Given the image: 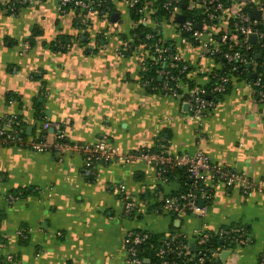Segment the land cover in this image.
I'll return each instance as SVG.
<instances>
[{"label":"crops","instance_id":"obj_1","mask_svg":"<svg viewBox=\"0 0 264 264\" xmlns=\"http://www.w3.org/2000/svg\"><path fill=\"white\" fill-rule=\"evenodd\" d=\"M109 2L110 14L94 11L86 25L83 13L60 11L58 0H35L13 14L0 8V116L20 119L30 138L38 136L43 114L60 123L72 142L104 139L124 153L160 142L169 154L203 151L254 182L264 181V101L236 78L200 122L189 118L183 95L144 85L147 53L136 46L118 53L134 41L133 20L123 0ZM60 39L70 43L67 50L55 48ZM175 40L193 65L191 77L207 85L218 59L198 58V47ZM185 186L181 167L163 182L156 166L140 158L86 170L77 152L59 158L1 145L0 264H132L123 243L128 230L178 229L189 236L194 229L217 232L239 224L246 227L248 242L227 246L214 258L218 264H264V191L244 195L238 185H218L203 216L163 211V199ZM20 189L30 192L15 196ZM19 228L27 230L26 239L16 234ZM222 251L228 253L217 260Z\"/></svg>","mask_w":264,"mask_h":264},{"label":"built area","instance_id":"obj_2","mask_svg":"<svg viewBox=\"0 0 264 264\" xmlns=\"http://www.w3.org/2000/svg\"><path fill=\"white\" fill-rule=\"evenodd\" d=\"M32 1L35 0H4L0 2V8L13 14ZM123 1L128 8L134 7L139 2V0ZM104 2L105 0H58V9L64 11L69 7L80 11L83 13L81 23L86 25L88 15L98 11ZM153 4L149 0H141V7L136 9V13H139L138 19L133 20V28L143 25L152 31H147L141 41L137 40L133 33L134 41L127 44L124 49H119L118 53L123 55L127 51H133L136 46L138 52L147 53V57L142 60L145 69L152 65H162L156 70L161 83L151 85L150 80L144 79V85L158 88L165 95H183L188 105L189 118L200 122L215 106L218 98L225 93L226 85L231 79L240 77L243 71L247 72L249 66L252 69L256 67L254 56L260 53L255 47L264 48V0H162L160 7L164 11V17L160 20L152 17L155 13ZM182 5L184 8L181 7ZM252 12H257L258 16H252ZM181 15L184 16L183 21L178 20ZM196 25L199 27L197 28ZM157 26L161 27V33L154 32ZM165 28L171 31V37L167 38L163 35ZM155 34L157 36L153 40ZM252 34L257 37L256 42L249 41V35ZM175 39L182 45L198 47V58L211 56L218 59L217 67L209 73L208 91L205 86L197 84L191 77V72H194L193 65L177 50ZM27 47L28 42H25L24 48ZM61 47L63 46L60 45ZM65 48L68 49L69 45ZM163 66H166V69ZM185 79L193 81L194 84H187L188 81L185 82ZM242 79L251 86L252 90L256 88L260 99L264 98V84L260 76L254 81L245 77ZM18 127L19 121L16 117L0 116V146L9 144L27 147L42 153H54L59 158L66 153L77 152L82 156L86 170L92 169L98 163L111 161L130 163L140 158L156 166L157 174L163 182L168 181L167 173L170 169L183 168L189 182L188 188L163 199L161 209L168 213L184 212L203 216L212 191L218 185L228 188L238 185L244 195L256 190L264 191L263 180L254 182L245 173L212 161L203 151L169 154L166 151L151 152L141 148L124 153L118 146L104 139L94 143L72 142L66 138L60 123H51L46 119L41 120L36 138L22 137ZM49 128L53 129L51 139L48 138ZM11 198L13 199L14 196ZM131 208V201H125L124 214L129 215ZM216 233L233 245H243L248 242V235L242 225L222 228ZM16 234L23 239L27 238V230L24 228H19ZM150 236V232L147 231H126L123 243L128 262L146 264L143 257L138 255L137 249ZM209 237L210 232L206 229H194L189 236L180 231L168 232L154 250V259H148V264H186L190 260L188 257L190 254L195 258L193 264H202L208 259V250L203 251L199 246ZM190 243L194 244V250H191ZM220 252L221 250L212 251L209 256L215 257ZM176 256H181L180 263L176 260ZM6 259L12 261L13 257L8 255Z\"/></svg>","mask_w":264,"mask_h":264},{"label":"trees","instance_id":"obj_3","mask_svg":"<svg viewBox=\"0 0 264 264\" xmlns=\"http://www.w3.org/2000/svg\"><path fill=\"white\" fill-rule=\"evenodd\" d=\"M162 2V0H158L156 1L153 6L155 7V13L152 15V17L155 19L157 18L158 20L162 19L164 17V11L161 9L160 7V3ZM141 7V0H139V2L137 4H135L134 7L132 8H129V12H130V17L132 20H137L138 19V15L139 13H136V9ZM112 10V7H111V4L109 2V0H105V2L103 3L102 7L98 10L100 12H103V13H106L109 15L110 12ZM107 15V16H108ZM147 31H152L148 28H145L143 25H139L137 28H133L131 33L135 34V38L138 40H143L144 39V36L146 34ZM156 34L153 38V40H155L156 38ZM153 40H150V41H153ZM139 42V41H138ZM135 43H137L135 41ZM60 45L63 46L60 48ZM66 45H69L70 47V43L66 40H63V39H60L58 40L56 43H55V48L56 49H60V50H67L65 48ZM255 50H257L259 53H260V57L259 58H256L254 56V59L256 60V67L254 69L251 68V66H249V70L246 72V71H243V73H241V75H239L240 77H237L238 79H242V78H247V79H250L251 81H254V79H256L257 76H260L261 77V81L262 83L264 84V48H260V47H255ZM222 60V59H221ZM180 64V63H178ZM162 65H152V66H149L147 69L144 68V79L146 80H150L151 81V85H158L160 84V80L158 78V74L156 73V70L157 69H160ZM165 69H166V66H163ZM255 74V76L253 77L252 75ZM187 82V84L189 85H193L194 82L193 81H189V80H186L185 79V82ZM212 82V80H211ZM233 80L231 79L230 82L227 83L226 87V91L229 89V87L231 86ZM209 84L208 83L207 85H205V89L208 91V88H209ZM259 87H257L258 89ZM253 92L254 94L258 97V99H260V97L257 95V91H256V88L254 87L253 88ZM260 89V88H259ZM264 90V89H263ZM225 91V92H226ZM181 93V91H180ZM180 95V94H179ZM182 96V95H181ZM261 100L264 101V98H261ZM18 121H19V127L20 128V132H21V136L22 137H28L27 133H26V129L23 125V123L21 122L20 119L16 118ZM39 119H44V116L43 114H39ZM36 138V137H35ZM9 145V144H8ZM165 143L164 142H160L158 143V146L156 148H153V149H148L150 150L151 152H159V151H165ZM180 167H174L172 169L169 170V172L167 173V179L169 180V177L172 173H174L175 171L179 170ZM183 169V168H182ZM184 170V169H183ZM185 171V170H184ZM185 176H186V171H185ZM188 179L186 177V186L181 189L180 191H184L185 189L188 188ZM28 192H30V189H20L18 191H16V193L14 194L15 196H24L26 195ZM239 225H242V224H239ZM237 225V226H239ZM245 230H246V233H247V229L244 225H242ZM231 227H235V226H231ZM230 227V228H231ZM226 228H229V227H226ZM179 230L178 229H175V230H172L171 233H178ZM210 232V237L208 238V240L204 243H202L200 246H199V249L203 250V251H207L208 253V259H206L202 264H218V262L216 261V259L214 257H210L209 255L212 253V251H218V250H222L224 249L225 247L227 246H232L233 244H230L228 243L225 239H222L220 238L216 232H212V231H209ZM150 237L147 241H145L138 249V255H140L141 257H143V259H151L153 260L154 257H153V252L154 250L160 245L161 243V240L163 239L164 235L165 234H154V233H150ZM23 239V238H22ZM180 240L184 241V239L180 238ZM176 260L179 262V260H181V256H176ZM190 258V260L186 263V264H193V261L195 260V258H193L191 256V254L188 256ZM170 258L172 259V256H170ZM180 263V262H179Z\"/></svg>","mask_w":264,"mask_h":264},{"label":"water","instance_id":"obj_4","mask_svg":"<svg viewBox=\"0 0 264 264\" xmlns=\"http://www.w3.org/2000/svg\"><path fill=\"white\" fill-rule=\"evenodd\" d=\"M181 7L184 8V5H182ZM257 14H258L257 12H252V16L257 17V16H258ZM110 18H111L112 20H114V16H113V14L110 15ZM183 19H184V16L181 15V16L179 17L178 20H179V21H183ZM196 27L198 28L199 25H196ZM157 31H159V32L161 33V27H160V26H157V29H156L154 32H157ZM249 41H251V42H256V41H257V37H256L254 34L249 35ZM255 57H256V58H259V57H260V54H256ZM252 76L254 77L255 74H253ZM186 106H187V108H188V105H186ZM49 131H53V129L51 128V129H49ZM26 133H27V134L29 133V132H28V128H26ZM200 204H202V203L200 202ZM175 226H178L177 222H176ZM190 247H191V250H194V244H193V243H190ZM227 253H228V251H222V253L220 254V256L218 257L217 260L221 259V260L223 261ZM148 262H149L148 259H144V263L147 264Z\"/></svg>","mask_w":264,"mask_h":264}]
</instances>
